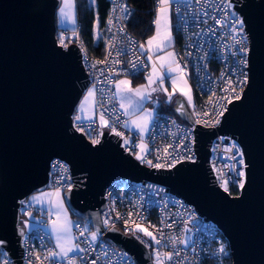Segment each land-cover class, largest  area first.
<instances>
[{
  "label": "water",
  "instance_id": "water-1",
  "mask_svg": "<svg viewBox=\"0 0 264 264\" xmlns=\"http://www.w3.org/2000/svg\"><path fill=\"white\" fill-rule=\"evenodd\" d=\"M230 2L245 20L249 84L240 100L228 104L217 127L196 125V162L155 169L126 153L117 135L106 131L93 144L74 128L90 80L79 47L58 43L62 0H0V240L6 241L0 252L6 251L13 264H25L20 210L48 188L54 158L70 165L75 183L64 200L71 214L98 228L135 264H153L150 249L133 235L106 230L101 219L106 189L122 179L163 185L193 205L227 240L232 264H264V0ZM174 108L194 125L182 98ZM223 135L236 139L245 152L248 182L238 196L218 186L209 165L211 143Z\"/></svg>",
  "mask_w": 264,
  "mask_h": 264
},
{
  "label": "built area",
  "instance_id": "built-area-1",
  "mask_svg": "<svg viewBox=\"0 0 264 264\" xmlns=\"http://www.w3.org/2000/svg\"><path fill=\"white\" fill-rule=\"evenodd\" d=\"M108 1L110 2V9L107 19L109 16L113 18V26L109 28L106 20V52L103 57L97 58L90 55L84 40L80 36L78 22L73 28L61 27L59 38L57 36L60 45L61 36H63L64 43L67 46L76 44L81 50L82 63L90 80V87H95L96 114L99 116V113L103 111L105 113L104 118L109 122L108 126H102L98 120H82L78 123L74 118V128L77 130L78 127H82V131H77L85 134L88 140L92 142L90 136L92 138L98 137L101 141L104 132L108 131L114 134L111 131V126L115 124L116 131L123 133V136L118 137L121 138V146L126 153H130L136 158V154H139L137 145L144 143L148 145L150 152L146 158L151 160L153 164L161 163L164 165L161 169H173V167L169 168L167 166L172 156L184 157L176 165L183 161H191L187 159V153L185 152V148L188 147L192 149L194 162H196L197 154L194 151V129L196 125L200 124L203 127L215 128L220 123L211 126L214 119H219L220 122L222 120V116L215 117L213 104L209 101L224 105L228 109V104L236 100L234 93H226L223 90L227 87V84L226 80L221 77L222 74L226 73L233 81H236L241 77V69L243 68V65L239 64L242 54H232L231 48L234 42L231 35L233 33L230 32L231 26L228 23L231 12H235L236 16L243 19L234 8L237 3L231 2L232 9L225 11V5L230 0H205L200 4L195 3V0H185V3L181 4L183 11L180 16H177L175 3L172 5L175 17V33L180 43L177 60L181 66L187 65L186 71L189 73L197 96L194 107L191 108V114L195 122L194 125H189L170 112H160L156 114L148 135L142 137L138 132L123 127L126 117L121 111L118 98L114 96V93L119 79L142 76L148 72L149 65L139 47L140 44L144 43V40L129 28L128 24L135 11V7L130 1ZM119 3L129 7L130 16L122 13L119 8L115 13L112 12V8ZM205 10L209 14L208 17L200 15ZM212 16L223 20V27L217 25L215 20L211 19ZM210 28H214L215 32H210ZM224 45H228L229 48L225 49ZM244 46L249 48L248 39L244 42ZM188 52H191L192 55L188 56ZM205 52L208 53L207 57L204 56ZM95 61H104V63H97L93 67ZM244 70L248 72L247 69ZM117 116H119V122H117ZM197 120L200 123H196ZM205 122H208V124L206 125ZM90 124L92 125L91 128L88 127ZM99 133H102V135H99ZM125 139L129 140L128 145H125ZM181 141L183 146H181ZM233 142L239 145L236 139L223 135L217 136L211 143L209 165L218 186L220 181L213 165L223 167L225 164L233 163L227 158L234 153V150L233 152L224 151ZM167 145L174 146L169 148L171 156L166 159H158V156L164 157L165 154L162 149ZM156 149L161 151L157 153ZM141 163L154 168L147 163ZM225 171L227 172V169ZM226 178L234 181L236 179L235 173H228ZM74 183L69 163L63 159L54 158L50 165L48 188L44 192L33 195L43 197L42 194L58 191L60 197L64 199V194L73 188ZM229 191L232 196H238L240 193L234 183H230ZM32 197L31 200L28 199L23 203L20 210L21 225L25 229L22 240L23 259L25 264H29V261L32 264H41L46 251L49 249L55 250V244L52 242L50 233L43 223L34 224L32 227L28 225L30 221L41 216V214L46 223L51 220L48 211L44 212L43 209L37 206L32 201ZM104 198L106 207L101 219L106 230L118 229L126 235H133L131 229L135 223L145 227L152 225L154 227H149V231L157 235V238H160L157 229L163 230L164 237L162 245L159 246L139 231H136L133 235L136 238L139 237V240L150 249L153 264H156V251H160L162 259L165 252H173L174 260H165L164 264H176L177 261H181L182 264H228L231 250L218 227L214 223L205 220V217L201 216L193 205L170 192L167 187L152 182H135L130 179H122L113 182L106 189ZM29 205L31 206L29 207ZM28 212H31V218L27 215ZM129 213H131L130 217ZM117 214H119V217ZM106 219L109 220L108 226L104 224ZM125 220L129 221L128 231L125 230ZM77 225H79V228L76 227ZM165 225H171V227ZM85 226L86 224L81 219L76 218L73 234L77 237L75 243L87 248L88 245L84 244L83 241L88 236V232L84 236L79 235L80 229ZM187 235L190 237L191 242L188 246H185L180 243V240H186ZM169 236L178 238L175 244L169 241ZM221 244L225 246L224 254L219 253ZM29 252L39 254L40 259L29 256ZM105 252L107 255L104 254ZM71 257H76V264H90L92 260H95L96 264H135L128 252L114 246L103 235H99V238L92 242L89 251L85 253L76 252L69 255V258ZM0 258L3 257L0 256ZM10 264H13L11 259ZM45 264H48V262L45 261ZM55 264H68V259L56 260Z\"/></svg>",
  "mask_w": 264,
  "mask_h": 264
},
{
  "label": "snow or ice",
  "instance_id": "snow-or-ice-1",
  "mask_svg": "<svg viewBox=\"0 0 264 264\" xmlns=\"http://www.w3.org/2000/svg\"><path fill=\"white\" fill-rule=\"evenodd\" d=\"M90 4L92 6H95L97 4V0H89ZM202 2H205V0H195V3L200 4ZM175 3L176 5V13L177 16H180L182 13V8L181 4L185 3V0H156V15L153 20V24L155 26V35L150 37L146 44L147 48L145 47L144 44H140L139 47L141 48L142 51L147 52V59L149 61H152L153 57L151 55V50L153 47L155 48L156 51L161 52L163 51L166 47H171L173 44V35H172V21H171V7ZM63 7H60L59 13L61 16V20L63 22L64 19H69L71 20L72 24H76V16H75V3L74 0H63ZM233 7L232 3L229 2L225 5V11L231 10ZM117 8L122 13H125L127 15H131V12L129 10V7L123 3L116 4L112 8V12L115 13L117 11ZM200 15L203 17H208V12L205 10L203 11ZM119 18V17H118ZM211 19L215 20V23L217 25H220L223 27V20L217 19L215 16H212ZM206 22V21H204ZM228 23L230 24V32L233 33L231 35V39L234 42L231 50L233 55H239L242 54L241 59L239 60V64L243 65V68L241 69V77L237 79L236 81H233V79L228 76L226 73L222 74V79L226 80L227 87H225L223 90L228 93H234L235 96L234 98L236 100H240L242 98V93L244 91V88L248 86L249 84V75L248 72L245 71L244 69L249 68V54L251 49L244 46V42L248 39L246 33H245V20L239 18L236 16L235 12H231ZM107 25L109 28L113 26V18L109 16L107 19ZM95 30H96V38L100 39V18H99V13H96L95 17V24H94ZM210 32H215L214 28L209 29ZM75 34V33H74ZM61 45L63 47H67V44L64 43V37L61 36ZM225 49H228V45H224ZM119 55V53H117ZM188 56H191L192 53L188 52ZM208 53L205 52L204 56L207 57ZM157 60L161 61V66H164L165 63H167V71L168 73H175V75H171V87H172V92H168L167 88H163V82H164V75L159 73L157 71V66L153 62L152 64V74H150L147 78L148 83L147 85H141L136 88H132L130 86L131 82L129 80H119L116 83V89L114 96H118L120 100V108L124 109V115L126 116H136L137 113H140L136 117V119H133L131 121H124L123 122V127L128 128L129 123L133 125L136 129L139 130L140 133H144L148 125L151 123V118L153 116L152 111H145L143 108V104L141 103L142 101L149 100L151 99V93L148 91V88H151V85L156 83V80H159L160 82V89L161 91H164L168 94L169 100H171L172 94L179 89L180 95L186 98L188 104L192 105L193 97L191 94V85L188 83L187 80V71L186 67L187 65L181 66V64L178 62L176 59V54L169 52L167 56H157ZM97 63H104V61H95L93 64V67ZM135 67V65H134ZM155 77V79H154ZM157 88H151L152 92L157 91ZM223 99V98H221ZM91 101V106L94 108L97 104L95 101V87L92 89H89L87 96L84 99V103L80 105V112L85 111V106L88 104V102ZM209 103L213 104L214 110H215V117L222 116L225 111H227V108L224 105H220L216 102H212L211 100ZM184 105L181 103L179 108L177 109L182 110ZM194 107V106H193ZM115 115V113H113ZM100 117V122L102 126H108L109 122L104 118L105 113L101 111L99 113ZM75 120L79 123L82 121L81 115H76ZM117 122H119V116H117ZM196 123H200L199 120L196 121ZM220 121L219 119H214V123H212L211 126H215L216 124H219ZM207 125L208 122H205ZM91 124L88 125L89 128H91ZM78 131H82V127L77 128ZM111 131L117 135V136H123V133L117 132L115 128V124L111 126ZM99 135H102V133H99ZM90 136V133H89ZM187 137V134H186ZM92 143L93 144H99L100 140L99 138H92L90 136ZM125 145L129 144V140L125 139L124 140ZM181 146H183V142L181 141ZM139 148V154H136V159L140 160L143 163H147L148 165L154 167V168H161L164 167L161 163H155L151 160H148L146 157L149 152L148 145L144 143H140L137 145ZM173 145H167L165 146L162 151L165 154L164 157H159L160 158H168L171 156L169 153V148H173ZM234 153L228 157L227 159H230L233 161V163L230 164H225L223 167H216L215 164L213 165L214 171L216 172L217 178L220 181V187L223 189V191L229 195H231V192L229 191V186L230 183H234L236 185V188L240 191L241 194L244 193L246 189V185L248 182V177L246 170L248 168V165L245 162V152L240 148V146L236 143L233 142L229 148L224 149L226 152H233ZM157 153H159L161 150L156 149ZM185 152L187 153V159L191 160L194 162V153L192 152V149L190 147L185 148ZM184 159V157H175L172 156L170 162L168 163V167H175L176 163L179 162V160ZM227 169V172L225 171ZM230 172H234L236 179L234 181H230L227 179V174ZM48 195V196H55L57 198V219L51 221V230L56 234V244H55V250L49 249L46 251L44 254L43 260H41V264H45V261L48 262V264H55V261L58 257L60 258H66L68 259V264H76V257H71L69 258L70 253L74 252H79V253H85L90 250L92 242L96 241L98 239V233L99 229L97 228L96 231H92L88 233V236L85 237L83 243L88 245V247H81L80 244L75 243V240L77 239L76 236L73 235L72 233V227H71V222L67 219V216L65 215L63 220H61L60 217V211L63 210V202L62 199L60 198V193L57 191L55 193H48V194H42V196ZM32 201L35 202H41L42 203V198L33 196ZM23 203V202H21ZM31 205H29L30 207ZM27 215L31 218V212H28ZM119 217V214H117ZM131 216V213H129V217ZM27 223V222H25ZM105 226L109 225V220L106 219L104 221ZM128 224L129 221L125 220V230L128 231ZM166 227H171V225H165ZM76 227L79 228V225ZM149 227H154L152 225H149L148 227L142 226L141 224L135 223L133 228L131 229L133 231V235H135L136 231H139L143 233L144 236L149 237L155 245L159 246L162 245L164 233L162 229H157V231L160 234V238H157V235H154L152 231H149ZM21 235H23V230H20ZM88 232L87 226L84 228H81L79 231L80 236H84L85 233ZM139 239V237H137ZM169 241H171L173 244H175L176 240L178 238L176 237H168ZM181 244H184L187 246L188 241L187 240H180ZM6 244V241L0 240V249H3ZM194 251V249H193ZM219 253L224 254L225 253V246L223 244L220 245L219 248ZM107 255V253H104ZM177 255L179 254L178 252L176 253ZM29 256H35L36 259H40V255L36 253H28ZM0 256L3 258L0 259V264H10V258L7 255V252H0ZM156 257V264H164V261H173L174 260V255L173 252H165L163 254V259L161 257L160 251H156L155 253ZM186 259V258H185ZM29 264H32L31 261H29ZM90 264H96L95 260H92ZM176 264H182L181 261H177Z\"/></svg>",
  "mask_w": 264,
  "mask_h": 264
},
{
  "label": "crops",
  "instance_id": "crops-1",
  "mask_svg": "<svg viewBox=\"0 0 264 264\" xmlns=\"http://www.w3.org/2000/svg\"><path fill=\"white\" fill-rule=\"evenodd\" d=\"M74 3H75V0H74ZM170 11H171V21H172L173 44L171 47H166L161 52L156 51L155 48L153 47V49L151 50V55L153 57L152 61H149L147 59L148 53L142 51L146 60H147L148 65H149L148 72L142 76L126 77V78L119 79V80H129L131 82L130 86L132 88H136V87H139L141 85H145V86L147 85V83H148L147 78L150 74H152V64L154 62L157 66V71L164 75L163 88H167L168 92H172L170 76L175 75V73H168L167 63H165L164 66H161V61L157 60V56H167V54L169 52L175 53L176 59H177V53H178V50L180 48V43H179V40L177 39V35L175 33V17H174L172 7H171ZM57 15H58V26L59 27L73 28L75 26L73 24L71 25V24L64 23V20L62 22L60 14L57 13ZM155 15H156V6L154 9V18H155ZM75 16H76V23H77L76 4H75ZM153 35H155V26L153 28V33L148 38H146L144 40L143 44L145 45L146 48H147V44H146L147 40L150 37H152ZM186 78L188 80V83L191 85V94L193 97L192 105L188 104L186 98L183 97L182 95H180L179 89H177V91L172 94L171 100H169L168 94L164 91L159 90L161 85H160L159 80H156V83L151 85V88H157L158 90L155 92H152L151 88H148V91L151 93V99L141 102L143 104V108L145 111H152V113H153V116L151 118V123L148 125V127L146 128L144 133H140L138 129H136L133 125H131V123H129V127L127 129L130 131L138 132L142 137H146L148 135L150 129H151V126H152V123L154 121L156 114L160 113V112H170V113L174 114L177 118L183 120L182 119L183 117H181L174 108L177 105V98H182V100L184 101L186 108L189 111V113L191 112V108L194 105L195 101L197 100L196 92L193 88L191 78H190L188 72H187ZM154 79H155V77H154ZM92 88L93 87H89L84 92V94H83V96H82V98H81V100H80V102L76 108L74 118L76 117V115L79 114V115H81L82 120H98L100 122V117L96 114L95 107L93 108L91 106V101H89L88 104H86L85 111L80 112V105L82 103H84V99L87 96L89 89H92ZM117 98H118V102H119V106H120L119 97L117 96ZM120 109L124 113V109H122V108H120ZM138 115H140V113H137L136 116H131V117L125 115V117H126V120L131 121L133 119H136V117ZM37 197H40V196H37ZM41 198H42V203L41 202H35V201H33V202L37 206H39L41 209H43L44 212L48 211V213L51 217V220L46 223L43 215L41 214V216L36 217L34 220L30 221L28 223V225H29V227H32L34 224L43 223L44 226L47 228V230L50 233V238H51L52 242L54 244H56V239H55L56 234L54 232H52V230H51V221L57 219V203H56L57 198L52 197V196H48V195H45ZM60 198L62 199V202H63V210L60 211L61 220H63L65 215L67 216V219L71 222L72 233H73L75 218H73L71 212L67 208L65 200L62 197H60ZM74 253H76V252H74ZM74 253H70L69 255L74 254ZM59 259H62V258L58 257L56 260H59Z\"/></svg>",
  "mask_w": 264,
  "mask_h": 264
},
{
  "label": "trees",
  "instance_id": "trees-1",
  "mask_svg": "<svg viewBox=\"0 0 264 264\" xmlns=\"http://www.w3.org/2000/svg\"><path fill=\"white\" fill-rule=\"evenodd\" d=\"M129 1L135 7V11L128 24L129 28L134 34L145 40L153 33L156 0ZM75 4L81 38L84 40L91 56L97 58L103 57L106 52L105 25L110 9V2L108 0H97V4L92 6L89 0H75ZM97 12L100 18V39L96 38L94 27ZM56 24L58 28L57 36L59 38L61 27L58 26V16H56ZM72 216L75 219L77 218L73 214ZM82 221L87 224L84 220ZM228 264H232L231 257L228 259Z\"/></svg>",
  "mask_w": 264,
  "mask_h": 264
},
{
  "label": "rangeland",
  "instance_id": "rangeland-1",
  "mask_svg": "<svg viewBox=\"0 0 264 264\" xmlns=\"http://www.w3.org/2000/svg\"><path fill=\"white\" fill-rule=\"evenodd\" d=\"M64 5H63V0H62V3H61V5H60V7H63ZM60 7H59V9H60ZM59 9H58V12L57 13H59ZM60 14V13H59ZM58 16V15H57ZM64 23H66V24H71L72 25V22H71V20H69V19H64ZM95 34H96V30H95ZM34 196V195H33ZM32 197V196H31ZM31 197L29 198V200H31ZM86 226H87V228H88V233L89 232H92V231H94V230H92L91 228H90V226L88 225V223L86 224ZM98 238H99V234H98ZM186 240L188 241V243H187V246L190 244V242H191V239H190V237L187 235L186 236Z\"/></svg>",
  "mask_w": 264,
  "mask_h": 264
}]
</instances>
